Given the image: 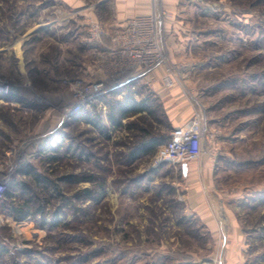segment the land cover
Segmentation results:
<instances>
[{"label": "rangeland", "instance_id": "obj_1", "mask_svg": "<svg viewBox=\"0 0 264 264\" xmlns=\"http://www.w3.org/2000/svg\"><path fill=\"white\" fill-rule=\"evenodd\" d=\"M130 1L0 0V77L19 98L0 100V165H20L10 186L29 202L4 214L0 264H264V0H149L144 14L165 13L164 60L130 83L154 114L114 125L115 90L84 106L95 121L63 119L70 83L102 77ZM93 20L109 32L96 44ZM196 113L209 135L198 158L134 155L145 128L169 133Z\"/></svg>", "mask_w": 264, "mask_h": 264}, {"label": "built area", "instance_id": "obj_2", "mask_svg": "<svg viewBox=\"0 0 264 264\" xmlns=\"http://www.w3.org/2000/svg\"><path fill=\"white\" fill-rule=\"evenodd\" d=\"M164 14L163 11L154 9L148 14L132 16L115 28L114 34L111 35L114 45L107 48L105 53H99L100 62L97 68L102 77L90 81L78 78L70 83L74 100L64 109L63 119H71L87 103L106 92L107 78L113 77L115 80H120L121 72L131 71L126 79L115 83L112 86L114 88L140 77H150L154 68L162 64L164 60L160 46V23ZM89 31V41L95 44L100 42L102 36L109 34L96 20L91 21ZM174 66L166 67V74L163 76L166 86L174 84L175 77L172 73ZM16 95L12 84L0 77V96L14 97ZM208 136L201 113H196L185 124L174 127L169 132L168 140L158 149L156 162L178 166L188 160L196 159L203 152L204 142L208 140ZM18 166L20 165L13 160L6 165H0V202L6 197L12 182V174ZM6 221L4 213L0 211V227L6 225ZM1 239L3 238H0V250L3 247Z\"/></svg>", "mask_w": 264, "mask_h": 264}, {"label": "trees", "instance_id": "obj_3", "mask_svg": "<svg viewBox=\"0 0 264 264\" xmlns=\"http://www.w3.org/2000/svg\"><path fill=\"white\" fill-rule=\"evenodd\" d=\"M122 76V75H121ZM109 85V84H108ZM114 83L111 85L113 86ZM132 83H126L120 86H117V88H110L106 92H104L100 97V99L103 97L105 98V95L112 94L115 90H120L124 94L123 99L120 100L117 104H112L110 106L109 110V119L110 121L115 125H120V121L126 117L132 116L134 114L140 113V112H146L148 114H154L153 109L150 106V96H152V93H150L148 96L144 97V94L142 95V98L137 99L133 95V90L131 87ZM144 88V86H143ZM135 93V92H134ZM94 107V106H93ZM91 110L83 108L77 116L74 118L77 119H85L87 121H95V116L91 114ZM174 128V127H173ZM172 128V129H173ZM169 138V133L164 132L163 134L151 135V132L149 129H144V142L138 149L137 154L134 155H141V154H151L154 153L156 148L161 145L162 143L166 142ZM15 185L9 186V189L6 193V197L3 199V201L0 202V211L5 213H11L12 215H17L19 217H24L26 215V205H29L28 201H25L22 204H17L15 201ZM38 213H43V208H38ZM54 224H57V222H54ZM5 251V250H4ZM2 250L1 253L4 252Z\"/></svg>", "mask_w": 264, "mask_h": 264}, {"label": "crops", "instance_id": "obj_4", "mask_svg": "<svg viewBox=\"0 0 264 264\" xmlns=\"http://www.w3.org/2000/svg\"><path fill=\"white\" fill-rule=\"evenodd\" d=\"M149 4H150L149 0H131L130 4H129L130 8H129L128 12L133 14L132 16L137 15V14L147 13L148 12L147 11L148 6H150ZM18 99L19 98H17L16 96H14V97H2V96H0V100L3 101L5 104H10L12 102L17 101ZM193 210L196 211V209H193Z\"/></svg>", "mask_w": 264, "mask_h": 264}, {"label": "bare ground", "instance_id": "obj_5", "mask_svg": "<svg viewBox=\"0 0 264 264\" xmlns=\"http://www.w3.org/2000/svg\"><path fill=\"white\" fill-rule=\"evenodd\" d=\"M73 90V89H72Z\"/></svg>", "mask_w": 264, "mask_h": 264}]
</instances>
